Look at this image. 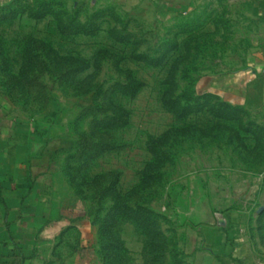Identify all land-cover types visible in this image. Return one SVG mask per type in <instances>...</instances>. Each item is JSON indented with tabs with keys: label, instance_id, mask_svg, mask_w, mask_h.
Segmentation results:
<instances>
[{
	"label": "rangeland",
	"instance_id": "rangeland-1",
	"mask_svg": "<svg viewBox=\"0 0 264 264\" xmlns=\"http://www.w3.org/2000/svg\"><path fill=\"white\" fill-rule=\"evenodd\" d=\"M0 141L48 209L29 264L264 261V0H0ZM151 162L158 248L124 210L104 239Z\"/></svg>",
	"mask_w": 264,
	"mask_h": 264
},
{
	"label": "crops",
	"instance_id": "crops-1",
	"mask_svg": "<svg viewBox=\"0 0 264 264\" xmlns=\"http://www.w3.org/2000/svg\"><path fill=\"white\" fill-rule=\"evenodd\" d=\"M7 145V144H6ZM12 151H9V150ZM18 153L19 146L14 147ZM11 147L5 146L0 141V159L7 158L9 152H14ZM4 164L0 162V264H29L21 258L29 257L33 249L34 236L37 229L42 226L45 213L48 209L41 204L42 199L37 194L34 186L28 187L23 182H15V190L19 196L12 195L8 190V184L4 181ZM17 170L23 167L18 165ZM13 189V188H12ZM27 189V190H25ZM31 189V191H30ZM12 256H18V258ZM232 264H247L245 261H237ZM254 264H264L260 260Z\"/></svg>",
	"mask_w": 264,
	"mask_h": 264
},
{
	"label": "trees",
	"instance_id": "trees-1",
	"mask_svg": "<svg viewBox=\"0 0 264 264\" xmlns=\"http://www.w3.org/2000/svg\"><path fill=\"white\" fill-rule=\"evenodd\" d=\"M80 58H76V57H60V61H63L65 63L68 64L67 69L70 71V75H74L76 74V72H79L80 70V64H79V60ZM49 68V65H47ZM30 68V67H29ZM79 70V71H78ZM80 73V72H79ZM78 75V73L76 74ZM74 75V76H76ZM77 77V76H76ZM29 77L26 75L25 80L27 79V81ZM24 79V76H23ZM24 81L21 82V86H24ZM144 87L143 83H139L136 82L135 80L132 81L129 84H125V85H119V88L121 89V93H123L124 95H130L132 97H135ZM170 103H174L172 101H170ZM114 120H118V118L114 119ZM111 120V121H114ZM116 122V121H115ZM120 122L123 126V124H126L127 122L125 121V116L120 119ZM117 124V123H114ZM157 155V154H155ZM158 159V157H157ZM148 168L146 169L144 176L145 179L143 181V184L141 186H137L130 194H129V199L134 198L135 196L139 195L141 193V191L146 190L147 189V194H149L148 196L143 195V197L140 198V200H145L146 202L144 203H140L137 202L135 205H131V206H127L124 209L117 207L115 209V213H114V218L112 217H107L103 222H102V229L101 231L103 232V234H105V231H107L112 225H113V220L122 213V210H124L126 213L129 214L130 219L132 222H135L136 225L141 228V229H145L147 231L153 232V229L157 227V216L155 213V210L157 209V202L163 200V197H159V195H157L156 192H151L150 191V184H154L156 177H158V175L160 176V174H155V170H151L152 168H155V164L154 163H149ZM149 188V189H148ZM153 197H150V196ZM106 234L103 235V238H105ZM155 234L154 232L151 233V239L153 241V248H158L157 247V243H156V238H155ZM117 243V242H116ZM103 247L106 249V252L108 254L109 248L111 246V244H106L103 243ZM118 245V244H117ZM161 256V253H160ZM16 256H12V258H14ZM18 258V256L16 257ZM108 259H110V256L108 257V255H106V259H105V264H108ZM22 262L24 263L26 260H29L28 258H21ZM117 264H124L123 260L118 259Z\"/></svg>",
	"mask_w": 264,
	"mask_h": 264
}]
</instances>
